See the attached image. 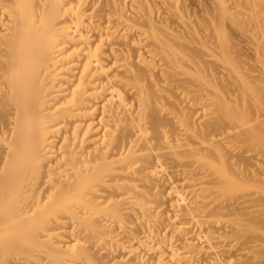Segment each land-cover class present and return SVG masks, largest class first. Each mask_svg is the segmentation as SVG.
<instances>
[{"label": "bare ground", "instance_id": "6f19581e", "mask_svg": "<svg viewBox=\"0 0 264 264\" xmlns=\"http://www.w3.org/2000/svg\"><path fill=\"white\" fill-rule=\"evenodd\" d=\"M0 264H264V0H0Z\"/></svg>", "mask_w": 264, "mask_h": 264}]
</instances>
